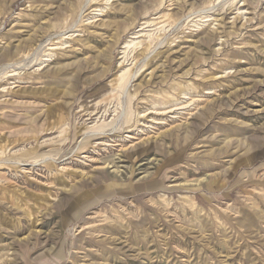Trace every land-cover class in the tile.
<instances>
[{
    "label": "rangeland",
    "instance_id": "374dc122",
    "mask_svg": "<svg viewBox=\"0 0 264 264\" xmlns=\"http://www.w3.org/2000/svg\"><path fill=\"white\" fill-rule=\"evenodd\" d=\"M0 264H264V0H0Z\"/></svg>",
    "mask_w": 264,
    "mask_h": 264
}]
</instances>
